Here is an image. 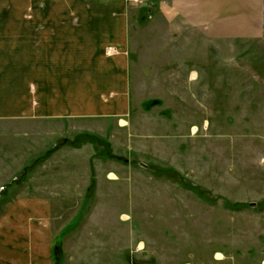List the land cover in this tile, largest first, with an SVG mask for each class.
Masks as SVG:
<instances>
[{
  "label": "rangeland",
  "instance_id": "374dc122",
  "mask_svg": "<svg viewBox=\"0 0 264 264\" xmlns=\"http://www.w3.org/2000/svg\"><path fill=\"white\" fill-rule=\"evenodd\" d=\"M179 1L128 0L126 117L25 124L41 133L0 215L21 189L66 186L55 264H264V0ZM21 2L0 12L31 14Z\"/></svg>",
  "mask_w": 264,
  "mask_h": 264
},
{
  "label": "crops",
  "instance_id": "0c3cea01",
  "mask_svg": "<svg viewBox=\"0 0 264 264\" xmlns=\"http://www.w3.org/2000/svg\"><path fill=\"white\" fill-rule=\"evenodd\" d=\"M201 1L179 3L187 14L189 7L195 13L216 11L212 0L207 11L194 8ZM30 2L31 14L0 12L2 190L7 173L24 169L27 136L41 133L26 130L25 124L45 127L58 119L119 121L130 112L128 0H22L21 4ZM6 4L8 0H0L1 6ZM54 150L35 162H50ZM19 178L14 176L13 181ZM53 183L34 186L31 194L21 189L4 205L0 264H55L57 214L66 213L67 204L58 198L69 194L66 186L61 189L57 180Z\"/></svg>",
  "mask_w": 264,
  "mask_h": 264
},
{
  "label": "trees",
  "instance_id": "16d2710c",
  "mask_svg": "<svg viewBox=\"0 0 264 264\" xmlns=\"http://www.w3.org/2000/svg\"><path fill=\"white\" fill-rule=\"evenodd\" d=\"M99 139H100V137H99ZM52 150H54V149L52 148L51 150L45 152L42 158H45L46 156H48V154H49L50 152H52Z\"/></svg>",
  "mask_w": 264,
  "mask_h": 264
},
{
  "label": "built area",
  "instance_id": "2783aa9c",
  "mask_svg": "<svg viewBox=\"0 0 264 264\" xmlns=\"http://www.w3.org/2000/svg\"><path fill=\"white\" fill-rule=\"evenodd\" d=\"M133 1H138V0H133Z\"/></svg>",
  "mask_w": 264,
  "mask_h": 264
}]
</instances>
